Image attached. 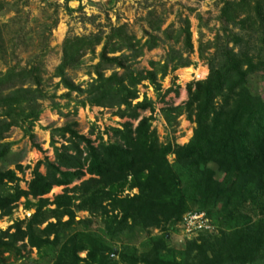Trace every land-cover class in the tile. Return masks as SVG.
<instances>
[{
    "label": "trees",
    "instance_id": "trees-1",
    "mask_svg": "<svg viewBox=\"0 0 264 264\" xmlns=\"http://www.w3.org/2000/svg\"><path fill=\"white\" fill-rule=\"evenodd\" d=\"M68 1L64 0L66 5ZM5 3L0 0V10ZM15 17L0 22V60L18 41L26 46L31 39L20 34L21 28H10L19 22ZM218 19L222 34L204 43L199 39L197 45L200 58L212 48L205 57L207 75L188 82L186 100L166 112L185 113L194 123L191 137L183 144L158 141L151 127L153 102L145 93L141 100L132 101L144 80L163 100L172 88L162 93L159 80L190 64L183 56L193 50L187 17L179 28L155 26L163 38L180 42L181 47H170L162 62L148 61L150 69L138 70L130 63L144 49L156 47L159 37L149 34L141 42L125 23L109 24L104 35L98 30L63 39L61 60L51 74L58 78L55 85L66 89V97L70 92L85 94L77 103L81 107L115 109L112 113L125 120L120 127L108 128L104 132L108 137L100 135L96 142L75 130L74 122L52 128L49 144L54 157L34 163L25 188L19 185L17 172L23 173L27 166L18 162L14 168L0 166V218L10 216L20 198L25 207L34 206L28 217L0 230V257L28 246L38 256L50 254L51 264H264V98L249 85L255 75L264 83V0H222ZM55 24L56 18L45 30ZM101 43L95 77L81 88L66 76L65 69L78 67L86 53L94 56V48ZM42 49L25 65L7 64L0 71L2 163L12 145L5 140L6 133L19 127L32 137L42 109L40 100L48 98L42 87ZM101 67L111 72L104 75ZM145 110L148 115L141 114ZM55 136L63 140L59 146ZM168 155H173L172 161ZM54 186H62V191L52 198L44 196ZM124 189L137 191L122 195ZM29 197L36 199L34 204ZM77 210L98 213L102 233L85 229L88 220H76ZM188 211H203L216 230L199 232L175 250L167 233ZM73 225L81 228L71 231ZM152 227L160 233L151 234ZM138 233L144 239L142 250L121 242L117 257L111 255L113 239H132ZM80 251L85 252L83 257L78 256Z\"/></svg>",
    "mask_w": 264,
    "mask_h": 264
},
{
    "label": "rangeland",
    "instance_id": "rangeland-1",
    "mask_svg": "<svg viewBox=\"0 0 264 264\" xmlns=\"http://www.w3.org/2000/svg\"><path fill=\"white\" fill-rule=\"evenodd\" d=\"M4 8L0 10V22L8 21L11 17L18 18L17 26L10 25L11 29L21 28L20 34L30 36L29 43L24 46L20 41L19 45L11 51L7 49L3 60H0V71H4L8 65L17 64L25 65L28 61L34 59L36 54L42 51V63L44 72L42 74L44 82L43 90L48 98L40 100L41 113L32 128L33 136L24 135L19 127H11L6 133L5 140L12 142L8 159L5 163L0 162L2 168H14V163L18 162L24 168L23 173L17 172L20 178L19 185L25 188V182L31 177L30 170L37 160H42L45 156L53 159V149L49 144L50 130L55 127L64 126L67 123H75L73 128L79 133L86 135L91 140H95L102 135L103 139L108 137L107 132L110 127H120L125 120L114 115L115 109L102 108L97 106H83L77 103L85 96V94H76L70 92L69 97L64 96L66 89L61 85H55L58 81L57 77L51 74L55 67L59 64L62 56V42L68 36L88 35L96 31H103V35L108 31L110 25H119L125 23L127 31L143 42L148 35H157L159 37L158 45L151 50L144 49L141 57L131 61L133 68L138 70L150 69L148 61H160L165 58L170 47L179 48L181 43H174L172 39L163 38L161 31L155 29L156 25H160L161 30L166 27L170 29L179 28L183 25L185 17L189 20V29L191 32V42L193 50L187 56L190 64L179 67L169 72L164 78L159 80L161 84V92L171 87L172 90L164 95L163 100H159L153 87L148 80L142 81L138 88V97L132 101H139L142 94H146L153 102V120L151 127L156 131L158 141L165 143L167 141L175 144H183L191 137L194 123L186 118L185 113L176 114L171 111L166 114L167 109L183 103L187 98L185 85L192 81L203 79L208 73L206 58L212 48L204 51V58L198 56L197 45L200 39L202 43L207 40L213 41L215 35H221V23L218 19L219 9L222 6V0H69L67 5L64 0H5ZM19 9L14 13L11 5ZM66 6L72 8L69 11ZM56 18V24L50 30L45 28L51 25L53 19ZM228 28L234 32H238L237 26L228 25ZM44 36H47L44 41ZM43 37V39H39ZM43 43L46 46H43ZM252 44L254 43L251 42ZM10 46V44H9ZM102 43L94 48V56L86 53L81 57V63L78 67H68L65 69L66 76L81 88H85L86 83L95 77L94 66L98 62V53L101 50ZM128 51H125L127 53ZM254 52V51H253ZM108 54L109 56L117 55ZM102 68L104 75H108L111 69ZM119 72L121 69L115 68ZM257 76V77H256ZM158 78V75H157ZM250 87L261 94L264 98V83L259 79V75L252 77L249 82ZM54 105H57L54 106ZM142 115H148L147 110L141 111ZM133 125L135 121H132ZM113 140V138H111ZM56 146L63 143L60 137H54ZM168 159L172 161L173 155H168ZM44 172V167H39ZM220 176V174H217ZM86 177V176H85ZM70 184L69 186H71ZM62 186H54L51 194L47 193L46 197L52 198L54 194L60 193ZM136 189L122 191V195L135 193ZM32 204L35 198L29 197ZM30 208L24 206V198H20L10 216L0 218V230L6 229L12 222L28 217L33 211L34 206ZM195 209V207H193ZM192 209V210H193ZM75 219H87L85 229L102 233L103 223L102 217L98 214H89L87 211H75ZM208 217V216H207ZM209 218V217H208ZM66 219L65 217L62 220ZM53 220V219H50ZM211 222V218H209ZM44 225L41 224L40 227ZM80 226L73 225L70 230L80 229ZM216 227L211 224L210 232H214ZM151 234H159V228H149ZM71 233L70 231H67ZM169 246L175 250L183 248L185 239L182 237V231L175 223L168 231ZM143 236L132 239L115 238L111 241L116 253L112 255L117 257L120 250L121 242L133 244L138 250H142L141 243ZM21 246V242L17 243ZM83 257L84 251L77 253ZM0 264H51L52 257L50 254L38 256L36 250L26 247H20L19 253L2 254ZM119 264H123L120 263Z\"/></svg>",
    "mask_w": 264,
    "mask_h": 264
},
{
    "label": "built area",
    "instance_id": "built-area-1",
    "mask_svg": "<svg viewBox=\"0 0 264 264\" xmlns=\"http://www.w3.org/2000/svg\"><path fill=\"white\" fill-rule=\"evenodd\" d=\"M51 191L52 189L50 194ZM176 224L181 228L182 237L185 240L196 237L202 231L210 232L211 229L210 220L203 211H188Z\"/></svg>",
    "mask_w": 264,
    "mask_h": 264
},
{
    "label": "water",
    "instance_id": "water-1",
    "mask_svg": "<svg viewBox=\"0 0 264 264\" xmlns=\"http://www.w3.org/2000/svg\"><path fill=\"white\" fill-rule=\"evenodd\" d=\"M168 236V235H167ZM116 253V250H113V253L111 255H114Z\"/></svg>",
    "mask_w": 264,
    "mask_h": 264
},
{
    "label": "crops",
    "instance_id": "crops-1",
    "mask_svg": "<svg viewBox=\"0 0 264 264\" xmlns=\"http://www.w3.org/2000/svg\"><path fill=\"white\" fill-rule=\"evenodd\" d=\"M53 188V187H52Z\"/></svg>",
    "mask_w": 264,
    "mask_h": 264
}]
</instances>
